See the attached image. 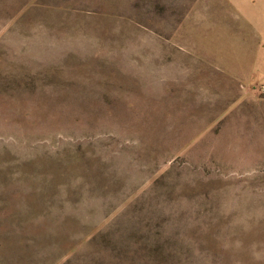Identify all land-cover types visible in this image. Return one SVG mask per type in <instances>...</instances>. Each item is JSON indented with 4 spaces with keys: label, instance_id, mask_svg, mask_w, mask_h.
Masks as SVG:
<instances>
[{
    "label": "rangeland",
    "instance_id": "rangeland-1",
    "mask_svg": "<svg viewBox=\"0 0 264 264\" xmlns=\"http://www.w3.org/2000/svg\"><path fill=\"white\" fill-rule=\"evenodd\" d=\"M196 0H0V264H264V85Z\"/></svg>",
    "mask_w": 264,
    "mask_h": 264
},
{
    "label": "crops",
    "instance_id": "crops-1",
    "mask_svg": "<svg viewBox=\"0 0 264 264\" xmlns=\"http://www.w3.org/2000/svg\"><path fill=\"white\" fill-rule=\"evenodd\" d=\"M203 50L233 80L264 85V0H196Z\"/></svg>",
    "mask_w": 264,
    "mask_h": 264
}]
</instances>
